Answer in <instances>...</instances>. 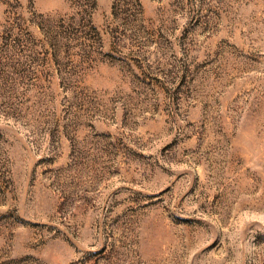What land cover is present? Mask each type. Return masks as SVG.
Instances as JSON below:
<instances>
[{
  "label": "rangeland",
  "instance_id": "rangeland-1",
  "mask_svg": "<svg viewBox=\"0 0 264 264\" xmlns=\"http://www.w3.org/2000/svg\"><path fill=\"white\" fill-rule=\"evenodd\" d=\"M91 2L0 0V264H264V0Z\"/></svg>",
  "mask_w": 264,
  "mask_h": 264
},
{
  "label": "trees",
  "instance_id": "trees-1",
  "mask_svg": "<svg viewBox=\"0 0 264 264\" xmlns=\"http://www.w3.org/2000/svg\"><path fill=\"white\" fill-rule=\"evenodd\" d=\"M91 3V0H75L76 7L71 15H64L58 19L38 16L34 21L43 33L44 40L48 45V49L44 53H51L57 65L59 64L58 57L60 53L63 49L67 50L71 43H75L80 48L83 47L82 50L84 51L85 49L90 51V54L94 52L93 48L101 43L97 28L90 20ZM112 10L113 16L120 22V27L113 30L111 34V38H113L114 44H116L120 43L122 39L129 37L130 30L128 27L138 20L141 14V4L139 0H113ZM135 50L138 53L137 57L140 56L139 54H143L140 49ZM107 55L113 56L109 53ZM40 60L35 59L33 62ZM7 65L9 66V63ZM4 66L6 64L0 63V83L3 81L2 79H12V77L10 78L4 73ZM26 74L19 75L18 77H24ZM61 79H63V86H68L65 79L62 77ZM2 105L6 107V103ZM13 111L15 116H17L15 120H18V115H16L18 113L17 109ZM14 114L6 113L3 110V115L6 117L14 116Z\"/></svg>",
  "mask_w": 264,
  "mask_h": 264
}]
</instances>
